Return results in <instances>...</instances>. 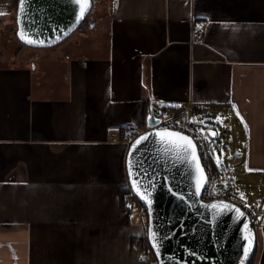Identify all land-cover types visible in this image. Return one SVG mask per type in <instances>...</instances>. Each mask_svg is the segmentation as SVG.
<instances>
[{
    "label": "crops",
    "instance_id": "crops-1",
    "mask_svg": "<svg viewBox=\"0 0 264 264\" xmlns=\"http://www.w3.org/2000/svg\"><path fill=\"white\" fill-rule=\"evenodd\" d=\"M15 2L0 0V264H141L126 134L152 107L226 114L264 182V0H93L92 38L45 88L40 62L18 59ZM255 228L264 264V216Z\"/></svg>",
    "mask_w": 264,
    "mask_h": 264
},
{
    "label": "water",
    "instance_id": "water-1",
    "mask_svg": "<svg viewBox=\"0 0 264 264\" xmlns=\"http://www.w3.org/2000/svg\"><path fill=\"white\" fill-rule=\"evenodd\" d=\"M92 4L93 0H87L81 16L77 0H18L17 37L30 46L56 44L78 28ZM161 117L162 110L152 107L147 128L136 135L126 152L128 181L149 214L148 239L156 256L153 264H248L257 242L250 217L232 202L202 199L207 173L197 144L191 135L167 128L193 141L196 159L191 151L187 158L170 151L154 135L164 129L154 126ZM207 132L217 136L214 128ZM144 135L148 138L133 149ZM197 163L202 171L197 170Z\"/></svg>",
    "mask_w": 264,
    "mask_h": 264
},
{
    "label": "rangeland",
    "instance_id": "rangeland-1",
    "mask_svg": "<svg viewBox=\"0 0 264 264\" xmlns=\"http://www.w3.org/2000/svg\"><path fill=\"white\" fill-rule=\"evenodd\" d=\"M92 14V12H90ZM84 30H89L85 32ZM92 38L91 29L76 28L69 36L62 41L50 46H30L25 45L19 52L18 59L26 58L30 64L40 62L42 68L46 69L44 76L43 87L47 86V81L53 79L57 74L56 58L65 57L69 53L72 54L73 47L79 44L88 43ZM78 39V41H77ZM80 46V45H79ZM7 50V49H6ZM39 52L42 57L39 59L33 56L32 52ZM2 53L6 51L2 49ZM215 112V111H214ZM194 113L199 117V127L205 135L211 148L212 158L219 170V177L225 184H231L237 191L244 195L248 200H256L257 196L262 192L264 182L258 170L247 169L244 160L238 156V150H243V139L237 140L236 129L232 120L226 114L213 113L198 115V111ZM198 113V114H197ZM215 119L216 123H212L211 119ZM232 125V126H231ZM207 126L213 127L216 132V137H211L207 132ZM136 217V215H133Z\"/></svg>",
    "mask_w": 264,
    "mask_h": 264
},
{
    "label": "built area",
    "instance_id": "built-area-1",
    "mask_svg": "<svg viewBox=\"0 0 264 264\" xmlns=\"http://www.w3.org/2000/svg\"><path fill=\"white\" fill-rule=\"evenodd\" d=\"M209 20L206 18L194 21V34H202ZM199 117L194 113L191 102L180 111L168 116H162L161 120L154 125L155 127L171 128L183 131L193 137L195 140L203 165L207 173V182L202 192L203 200H226L241 207L250 217L254 226H259L261 217L264 216V208L257 203L243 197L231 184H225L216 173L211 158V148L209 143L199 127ZM208 128V126H207ZM207 130V129H206ZM136 134L129 132L126 134V143L129 146ZM264 202V198L262 200ZM125 210L130 215H136L144 229L143 242L136 254L141 264H153L156 262L155 253L148 239L149 214L146 205L137 197L129 181L126 187L124 197Z\"/></svg>",
    "mask_w": 264,
    "mask_h": 264
},
{
    "label": "snow or ice",
    "instance_id": "snow-or-ice-1",
    "mask_svg": "<svg viewBox=\"0 0 264 264\" xmlns=\"http://www.w3.org/2000/svg\"><path fill=\"white\" fill-rule=\"evenodd\" d=\"M77 2L80 4L81 16H83L84 12L87 9V0H77ZM28 42L31 43L33 41L29 40ZM154 135L160 137L161 142L164 143L170 151L176 153L177 155H183L185 158H187L189 152L191 151L193 160L196 159L195 145L193 144V141L188 136L181 135V133L179 132L170 131L167 128H164L160 131L155 132ZM213 135H215V133H213ZM147 138H148L147 135L141 136L133 145V149H135L137 145L142 143ZM196 167L198 171H202L198 163ZM130 174H131V170H130ZM133 183L135 185L137 182L133 181ZM200 187H201V184H200V181L198 180L197 181V191L200 190ZM211 207L215 208L217 207V205H211Z\"/></svg>",
    "mask_w": 264,
    "mask_h": 264
},
{
    "label": "trees",
    "instance_id": "trees-1",
    "mask_svg": "<svg viewBox=\"0 0 264 264\" xmlns=\"http://www.w3.org/2000/svg\"><path fill=\"white\" fill-rule=\"evenodd\" d=\"M17 6H18V0H16L15 4H14V12H13V16H14V23H13V26L11 28V32L13 33V35L16 37V39H18L17 37V34H16V28H17V24H16V12H17ZM88 20H89V15H87L84 20L81 22V24L79 25V27H83L84 25H86L88 23ZM18 41L21 43V44H24L22 43L19 39ZM124 132V131H123ZM132 133L136 134L137 131H133ZM211 158H212V153H211ZM212 162H213V167L216 171V173L219 175V170L217 168V166L215 165L214 161H213V158H212ZM125 194H126V188L123 189V192H122V197L124 198L125 197ZM256 229V228H255ZM140 247V246H139ZM138 247V248H139ZM257 250H258V241L256 242V248L254 250V253L250 259V261L248 262V264H256V255H257Z\"/></svg>",
    "mask_w": 264,
    "mask_h": 264
}]
</instances>
